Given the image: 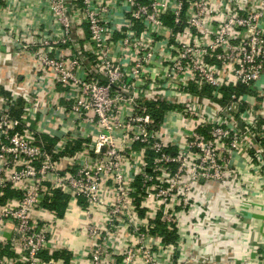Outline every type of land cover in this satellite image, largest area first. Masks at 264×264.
<instances>
[{"label": "built area", "instance_id": "built-area-1", "mask_svg": "<svg viewBox=\"0 0 264 264\" xmlns=\"http://www.w3.org/2000/svg\"><path fill=\"white\" fill-rule=\"evenodd\" d=\"M7 40L0 264H253L216 243L264 206V0H0Z\"/></svg>", "mask_w": 264, "mask_h": 264}, {"label": "crops", "instance_id": "crops-1", "mask_svg": "<svg viewBox=\"0 0 264 264\" xmlns=\"http://www.w3.org/2000/svg\"><path fill=\"white\" fill-rule=\"evenodd\" d=\"M34 65L35 63L31 56L13 53L11 43L8 40L6 45L0 43V95L12 96V94H14L17 101L16 103L22 104L23 99L15 89L19 87L18 82L24 83V87L31 85L32 79L36 78V75L38 74V72L35 71ZM46 83L47 80H43V85ZM48 86H51L50 80L48 81L47 87ZM60 90H62L60 86H56L55 89L52 88L49 90V92L46 93L48 101L50 102L57 99ZM41 114L42 113L37 114L35 121L31 123L32 127L38 126V122L42 116ZM255 199L253 201H255ZM257 201L264 203V195H260ZM260 207L261 208L259 209L253 208L246 212L245 217L242 220V226H246L244 230L241 229L240 232L237 230H230V234L227 235L223 241H217V245L220 242H224L218 246L220 247L219 252H221L222 255L226 254L233 256V254H235L244 256L246 253L249 262L253 264L263 263L264 206ZM238 249L242 252H234ZM257 251L262 254L261 257L256 255ZM223 257L225 258V255ZM194 264L202 263L195 262Z\"/></svg>", "mask_w": 264, "mask_h": 264}, {"label": "trees", "instance_id": "trees-1", "mask_svg": "<svg viewBox=\"0 0 264 264\" xmlns=\"http://www.w3.org/2000/svg\"><path fill=\"white\" fill-rule=\"evenodd\" d=\"M55 207L61 212L62 211V209H63V205L62 204H57V205H55ZM57 256H58V254H57Z\"/></svg>", "mask_w": 264, "mask_h": 264}]
</instances>
